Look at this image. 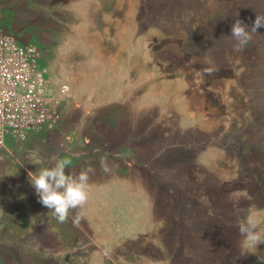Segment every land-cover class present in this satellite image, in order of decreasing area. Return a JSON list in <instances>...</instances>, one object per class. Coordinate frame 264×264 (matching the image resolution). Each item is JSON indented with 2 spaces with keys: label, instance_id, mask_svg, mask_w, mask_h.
<instances>
[{
  "label": "rangeland",
  "instance_id": "rangeland-1",
  "mask_svg": "<svg viewBox=\"0 0 264 264\" xmlns=\"http://www.w3.org/2000/svg\"><path fill=\"white\" fill-rule=\"evenodd\" d=\"M70 3L0 0V28L39 48L49 92L61 102L56 125L0 146V264L179 256L181 228L186 244H200L202 187L225 202L220 185L203 179V149L226 148L241 131L236 142L247 139L241 82L246 73L264 76V27L235 51L231 26L264 16V0H94L88 14ZM260 81L249 95L264 113ZM253 134L264 140V121ZM214 152L216 170L234 173ZM53 155L71 161L66 174L93 169L88 202L66 223L38 202L28 177Z\"/></svg>",
  "mask_w": 264,
  "mask_h": 264
},
{
  "label": "crops",
  "instance_id": "crops-1",
  "mask_svg": "<svg viewBox=\"0 0 264 264\" xmlns=\"http://www.w3.org/2000/svg\"><path fill=\"white\" fill-rule=\"evenodd\" d=\"M93 1L73 0L70 3L68 0L71 5L68 8L78 9L88 14ZM68 41H73V39L68 38L65 43ZM69 45L71 44L69 43ZM242 80H244V83H241L248 99L246 102L248 107L242 114L246 121L247 139L245 142H236L242 131L234 133L232 142L226 148V145H223L221 150H217L218 153L222 152L223 161L229 165L234 164L231 165L232 168L236 165L235 172L217 171L215 162L219 157L215 155L210 159V154L214 152L215 148L205 147L203 149L207 154V160H202L207 171V175L203 179L207 184L216 182L220 185L225 202L220 204L219 194H215L212 189L208 190L209 187H202L200 197L204 213L198 220L200 228L197 237L200 244H186L181 228L174 242L175 250H179L181 256H178L175 251L174 258L162 257L157 262L148 260L144 264H264V244L245 251L241 247L243 238L235 227L237 220L244 219L250 211H264V143H262L264 140L260 139L257 143L253 140V129L264 121V113H260L259 109L254 107L261 103L259 98L249 95L263 87L260 80H264V76L246 73ZM112 92L110 91V93ZM115 95V92L111 95L102 94L101 100L104 101ZM217 152L214 153L217 154ZM254 153L259 154V160L251 157V154ZM214 232L224 237L221 243L214 240ZM182 253L185 255L184 257H182Z\"/></svg>",
  "mask_w": 264,
  "mask_h": 264
},
{
  "label": "built area",
  "instance_id": "built-area-1",
  "mask_svg": "<svg viewBox=\"0 0 264 264\" xmlns=\"http://www.w3.org/2000/svg\"><path fill=\"white\" fill-rule=\"evenodd\" d=\"M39 57L36 45L0 28V146L60 119V99L50 94Z\"/></svg>",
  "mask_w": 264,
  "mask_h": 264
},
{
  "label": "clouds",
  "instance_id": "clouds-1",
  "mask_svg": "<svg viewBox=\"0 0 264 264\" xmlns=\"http://www.w3.org/2000/svg\"><path fill=\"white\" fill-rule=\"evenodd\" d=\"M237 13V17H238ZM264 27V16L256 15L251 26L240 19H235L231 26V37L235 40L234 50L242 51L252 40L253 34ZM211 68L204 69L206 74L212 73ZM51 165L39 170L38 173L29 172L28 177L38 202L49 209L59 223H66L70 212L82 210L88 202L90 190V173L93 169L81 170L78 174H66L71 161L50 157ZM101 167L109 171L106 160H101ZM235 227L243 238L241 247L246 251L264 244V211L253 210L242 219L237 220ZM243 255V254H242Z\"/></svg>",
  "mask_w": 264,
  "mask_h": 264
},
{
  "label": "bare ground",
  "instance_id": "bare-ground-1",
  "mask_svg": "<svg viewBox=\"0 0 264 264\" xmlns=\"http://www.w3.org/2000/svg\"><path fill=\"white\" fill-rule=\"evenodd\" d=\"M86 88V87H85Z\"/></svg>",
  "mask_w": 264,
  "mask_h": 264
}]
</instances>
